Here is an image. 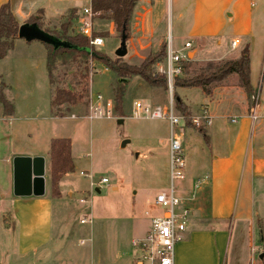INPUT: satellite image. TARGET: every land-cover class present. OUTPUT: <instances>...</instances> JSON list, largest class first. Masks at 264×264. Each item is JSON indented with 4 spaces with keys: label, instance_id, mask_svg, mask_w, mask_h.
Here are the masks:
<instances>
[{
    "label": "rangeland",
    "instance_id": "1",
    "mask_svg": "<svg viewBox=\"0 0 264 264\" xmlns=\"http://www.w3.org/2000/svg\"><path fill=\"white\" fill-rule=\"evenodd\" d=\"M161 2L159 16L164 17L166 40L172 34L173 48L178 47L181 53L186 54L191 50H184V44L189 39L182 36L177 40L174 33L171 32V1L165 0L164 2L162 0ZM254 13L253 32L248 40L250 44L244 47L247 48L249 56L250 78L260 89L264 80V0H255ZM55 15L49 12L48 21L43 22L40 26L51 35L62 31L61 28L66 19V16L59 18ZM73 24L74 22H72L68 33L76 35L78 25L72 29ZM111 26L110 21L99 19V15L93 18L94 34L103 38L102 46L94 50L113 59L116 57L115 52L120 47V34L116 33L113 28L114 34L109 35ZM129 38L130 33L126 39L127 55L122 58L127 64L139 66L148 55L157 52L136 51L128 43ZM18 42L21 43L14 49L12 56L27 55L28 58L40 62L42 70L44 68L45 74H47L43 58L39 53V47L42 44L38 41L26 42L22 40ZM193 49H198V52L195 58H193L194 54L189 57L191 63L185 79L204 74L209 64L216 67L230 61L205 60L214 57L215 54L222 53V47L205 49L195 45ZM232 55L230 54L228 57L231 58ZM78 62L81 61L78 60ZM79 63H76V60L71 56L64 60L59 58L52 72L54 88L74 89V84L79 83L77 88H82L84 85L88 90V104L87 107L82 103L69 107V111L65 112V115L62 114L64 117L57 121L62 129L60 135L71 139L73 144L74 170L63 176L59 188L62 195L53 201L51 243L48 250L37 251L31 254L29 259L20 261L14 254L12 255V242H10L7 233L0 230V264H3V253L6 248L12 259L11 264H42L41 260L48 258H40L44 252L52 253V259H55L53 264H131L136 254L131 246V241L140 239L147 234L151 219L159 215V211L154 205L155 198L158 194L167 192L170 185L168 122L166 120H149L144 115L140 119L133 118V102L140 101L150 106H165L170 101L173 90H176L178 96L188 105V109L195 112L191 116L200 114L202 110H205V107L210 112L214 110L223 113L227 110V113H224L232 116L238 113L235 108H240V105L235 107L233 103L240 104L241 97H244L242 92H236L235 100L227 99L225 100L228 102L226 106H215L217 100L224 98L220 97L214 100L196 87L173 88L170 93L168 89L165 90L162 87H150L140 77H132L127 81L124 95V117L116 118L113 110L115 75L97 61L89 59L87 78L84 80L85 72ZM157 64L153 67L154 75H157ZM7 67L8 61L0 62V71ZM37 73L36 71L35 74ZM5 74V79L10 78L9 73ZM8 80L10 81V79ZM46 82L48 88V77ZM50 88L53 94L54 88L52 86ZM96 95H101L104 102L111 101L110 117H106V114L103 113L101 117L92 120L87 118L89 98L91 96L94 99ZM62 108L64 110L66 107ZM231 108L233 110L228 111ZM71 115H74L75 118L70 119ZM120 119L122 123H118ZM30 124L34 126L36 122H30ZM30 130L33 132L34 128H30ZM185 134L182 148L186 163V178H188V173L197 168L201 162L204 151L208 154H206L207 158L211 154L207 147L208 142L198 130L185 128ZM26 140H23L24 142L19 145L30 149H41L42 147L49 149V144L42 132ZM124 141L127 143L123 145ZM103 178L107 180V184L100 183ZM67 188L72 189V195H68ZM189 205L192 207L189 221L192 222L197 218L194 209L199 205L194 206V202H190ZM250 213L254 221L251 224L241 221L238 228V218L230 222L233 233L226 249L224 259L226 264H264V258L262 260L258 258L264 252V242H262V236L264 237V203H256ZM254 214L258 215L260 221H257ZM82 219H86L87 222L81 224ZM250 255L251 261L249 260ZM200 259L201 256L195 257V264H200ZM205 262L211 264L215 260L208 257Z\"/></svg>",
    "mask_w": 264,
    "mask_h": 264
},
{
    "label": "crops",
    "instance_id": "2",
    "mask_svg": "<svg viewBox=\"0 0 264 264\" xmlns=\"http://www.w3.org/2000/svg\"><path fill=\"white\" fill-rule=\"evenodd\" d=\"M161 1L139 0L137 3L130 23L128 40L136 51L156 52L163 43L167 44V50L171 48L173 51H180L178 47L173 48L172 34L166 40L164 17L159 16ZM170 1L171 32L177 40L186 36L189 39L186 42L192 43L191 50L187 52L188 58L191 54H194L193 58L196 57L198 49L193 47L198 45L205 49L222 47V53L215 54L214 57L205 59L206 61L237 60L244 46H249L248 40L252 35L255 20V0ZM5 3L9 4L12 14L20 24L27 23L26 21L39 10L42 11L43 16L41 24L48 21L49 12L59 18L65 16L67 18L71 12H74L73 29L78 25L83 10L89 7L90 0H0V6ZM110 34H114L113 25ZM17 40L22 41L16 39L13 48L4 59L0 60V62L8 61V67L0 71V82L5 86L4 94L7 100L14 107L13 115L5 116L0 106V230L5 231L12 242V255L22 261L29 259L30 255L37 251L48 250L52 238L51 217L54 199L50 195L49 149L46 147L30 149L19 144L39 132L45 136L49 144L48 148L53 139H68L70 142L71 139L60 135L62 129L57 124L58 119L63 118L69 109L62 108L59 111V114H64L63 117L56 116L52 111L53 94L46 69L44 44L41 43L39 53L43 58L47 74L44 68L42 70L40 62L28 58L27 55L12 56L14 49L21 43ZM235 40L239 43L232 47V42ZM241 47L243 48L240 49ZM230 54H233L231 58L228 57ZM4 72L9 73L10 78L5 79ZM250 84L259 92V103L264 105V80L260 89L252 78ZM211 87L213 90L209 98L214 100L224 98L217 100L215 106H226L228 102L225 100H235L236 92H242L244 97H241L240 104L233 103L235 107L240 105V108H235L237 115L229 116L225 114L227 110L223 113L214 110L210 112L205 107L212 118L211 126L206 127L203 132L211 155L207 158V153L204 151L198 167L188 173L187 183L191 184L192 180L202 178H206L207 181L193 201L194 206L199 205L194 209L197 218L192 222L189 221L184 240L176 246L175 264H195L194 258L197 256H201L200 264H207L205 261L208 257L215 260L211 264H226L224 261L226 249L233 233L230 222L238 218V228L241 221L253 223L250 211L256 203H264V116L252 123L249 118L251 104L244 90L239 86L236 75H230L222 83ZM231 110L233 109H228ZM190 112L191 115L195 114L192 110ZM71 116L69 118L74 119ZM233 119L236 122H232ZM30 122L36 124L31 126ZM30 128H34L33 132ZM72 147L71 142V155ZM15 157L44 159L43 196L14 195L13 159ZM67 191L69 196L72 195L71 188H67ZM5 214H10V222H14L12 228H6L2 223V216ZM254 216L260 221L258 215L254 214ZM52 256V253L44 252L40 258H48L43 260L39 258V260L43 261L42 264H53L55 259H52ZM3 258V264H11L12 259L7 248L4 250ZM249 260L251 261V255Z\"/></svg>",
    "mask_w": 264,
    "mask_h": 264
},
{
    "label": "trees",
    "instance_id": "3",
    "mask_svg": "<svg viewBox=\"0 0 264 264\" xmlns=\"http://www.w3.org/2000/svg\"><path fill=\"white\" fill-rule=\"evenodd\" d=\"M139 0H90V8L93 13H98L99 19L108 20L112 23L116 33H122L128 37L130 23L133 15V11ZM74 12L66 18L65 23L62 26V31L58 34H52L57 38L66 40L71 43L76 49H58L53 50L51 46L44 44L46 49V69L49 76L51 86H53L52 72L55 68L56 61L73 57L76 63H79L83 67L85 72L83 79L87 78L88 72V60L93 59L103 65L106 69L111 71L116 78V84L113 89V110L116 118L124 117L123 100L126 93L127 81L132 77H140L150 87H162L165 90L168 89L166 78L161 75H154L153 67L155 64L165 60L167 55V44L163 43L160 49L153 54L148 55L144 61L139 65H129L123 61L122 58H110L100 52H95L92 56L89 54V44L86 38L79 35H72L68 33L71 27ZM43 19L42 11L39 10L36 14L31 16L26 22L35 23L41 28V21ZM21 24L17 22L14 15L11 12L8 3L0 6V60L4 59L8 52L13 48L14 41L18 39V29ZM48 32V31H46ZM49 33V32H48ZM51 34V33H50ZM94 36H96L94 34ZM191 61L188 59L182 62L183 75L182 78H176L174 80L173 88L180 87H196L199 88L206 96L211 95L212 85L222 83L228 76L236 75L238 78L239 86L244 90L247 100L252 103V96L255 95L256 89L250 84V70H249V56L247 54V48L245 47L241 52L240 58L237 60L226 61L220 66L213 67L209 64L205 69L204 74H198L195 78L185 79L189 73ZM211 65V66H210ZM207 75V76H206ZM121 80V81H120ZM79 83L74 84V89H62L54 88L53 98L51 101V107L53 114L63 117L59 114L62 107H69L78 105L80 103L87 107V88H77ZM77 86V87H76ZM5 86L0 83V106L2 107L3 114L5 116H12L14 112L13 104L7 100L4 94ZM173 102L176 112L183 117L186 128H192L189 122L191 112L183 100L178 96L176 90H173ZM203 134L204 130H198ZM50 156V195L51 198L57 199L61 197L59 190V183L63 176L73 172L74 165L71 155V142L68 139H53L50 142L49 148ZM10 214L2 216V223L6 228H12L13 223L10 222ZM262 242L264 237L262 236Z\"/></svg>",
    "mask_w": 264,
    "mask_h": 264
},
{
    "label": "built area",
    "instance_id": "4",
    "mask_svg": "<svg viewBox=\"0 0 264 264\" xmlns=\"http://www.w3.org/2000/svg\"><path fill=\"white\" fill-rule=\"evenodd\" d=\"M98 13H93L90 6L83 10V15L79 18L76 35L88 40L89 54L92 56L94 49L102 46L103 38L94 36L93 18ZM239 41L232 42L235 47ZM192 43L186 42L184 50L191 49ZM187 53L167 50L164 61L156 65V74L166 78L168 90L172 93L174 80L183 76L182 62L188 60ZM251 108L249 118L252 123L264 116V105L259 103V92L251 98ZM112 103L104 102L101 95L89 98V115L92 120L101 117L103 113L110 117ZM144 115L149 120H166L169 126V189L167 192L158 194L154 205L159 211L158 216L151 219L150 229L147 234L131 241V246L136 252L131 264H175V248L184 240V233L191 216L190 202L192 203L197 192L207 181L206 178L195 179L191 184L187 183L186 163L183 154L182 143L185 135V122L174 107L173 95L167 105H147L140 101L132 104V117L140 119ZM75 118L74 116H71ZM189 122L195 130H204L211 126L212 119L207 110H202L200 114L190 116ZM232 122H236L235 119ZM101 184H107L106 179L100 180ZM85 202V201H82ZM86 219L81 220V224L86 223Z\"/></svg>",
    "mask_w": 264,
    "mask_h": 264
},
{
    "label": "water",
    "instance_id": "5",
    "mask_svg": "<svg viewBox=\"0 0 264 264\" xmlns=\"http://www.w3.org/2000/svg\"><path fill=\"white\" fill-rule=\"evenodd\" d=\"M18 39L26 42L38 41L51 46L53 50L60 48L76 49L68 41L44 32L35 23L21 24L18 29ZM126 39L127 36L123 32L120 38V47L115 52L117 58H124L127 55ZM118 123H122V120L120 119ZM126 143L127 141H124L123 145ZM13 193L16 197H39L44 195L45 179L43 158L15 157L13 159ZM258 258L262 260L264 258V252Z\"/></svg>",
    "mask_w": 264,
    "mask_h": 264
}]
</instances>
